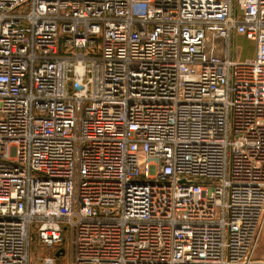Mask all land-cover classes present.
<instances>
[{"label": "built area", "instance_id": "obj_1", "mask_svg": "<svg viewBox=\"0 0 264 264\" xmlns=\"http://www.w3.org/2000/svg\"><path fill=\"white\" fill-rule=\"evenodd\" d=\"M254 55L236 56V40ZM264 0H0V264H264Z\"/></svg>", "mask_w": 264, "mask_h": 264}, {"label": "rangeland", "instance_id": "obj_2", "mask_svg": "<svg viewBox=\"0 0 264 264\" xmlns=\"http://www.w3.org/2000/svg\"><path fill=\"white\" fill-rule=\"evenodd\" d=\"M235 46H236L237 58L246 59L254 55L255 52L254 42L247 39L244 36H239L237 38ZM65 249H66L65 253H62V255L60 256L62 264H71V259H70L71 248L68 242L65 245ZM31 252L32 255H31L30 264H38V259L42 256L43 250L41 246L40 247L37 246L35 234L32 235ZM262 259H264V233L261 240L260 249L256 254V260H262ZM256 264H260V263H256Z\"/></svg>", "mask_w": 264, "mask_h": 264}]
</instances>
